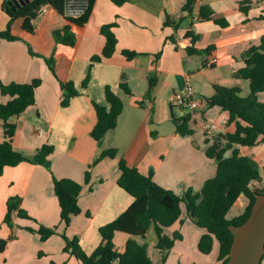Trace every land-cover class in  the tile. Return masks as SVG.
Here are the masks:
<instances>
[{"label": "crops", "instance_id": "1", "mask_svg": "<svg viewBox=\"0 0 264 264\" xmlns=\"http://www.w3.org/2000/svg\"><path fill=\"white\" fill-rule=\"evenodd\" d=\"M185 1L124 0L115 4L112 0H94L86 22L82 26L70 24L77 39L74 46L55 43L52 31L63 27L67 21L54 9L46 7L32 33L19 32L21 40L0 41V84L41 80L35 89V104L8 120L15 124L13 148L31 160L43 144L53 146L48 156L49 169L22 162L5 167L0 175V239L13 235L0 252V264H80L64 253L65 242L61 235L77 238L80 247L89 254L101 240L98 228L111 222L130 205L132 197L117 185L121 159L144 175L151 172V179L157 185L178 196L187 189L200 191L205 180L215 175L216 163L206 156V149L218 133L232 132L233 126L226 125L225 112L217 106L208 107L205 99L212 95L215 85L237 86L244 91V96L248 94L247 83L235 77L234 72L243 66V53L257 45L264 35V18H258L263 2L196 0L188 16L181 11ZM242 1L250 2V6H245L246 12L240 9ZM2 2L0 0V31L8 20ZM200 7L211 10L212 18H199ZM110 24L116 38L114 52L108 58L91 61L93 56L101 54L104 46L105 38L100 28ZM187 30L198 36L193 48L209 51L188 54L186 48L191 41L185 35ZM28 47L40 56L54 52L58 65L65 66V78L78 93L66 107L60 105L58 82L43 59L32 56ZM124 50L135 52L136 56L127 59L122 54ZM211 56L216 57V62L205 67ZM185 74L191 75L200 100V106L194 111L180 108L170 100L173 92L183 88ZM86 76V86L82 87ZM106 86L120 98L122 110L116 116L115 126L96 141L90 136L96 121L93 104L106 105ZM8 100L9 96L0 94V103ZM185 115L189 116L190 134L177 133L179 122L174 132L165 135L150 129L171 118L179 121V117ZM206 122L214 123L216 130L203 132L202 125ZM152 131L155 134H150ZM2 140L0 121V142ZM111 148L116 150V156L95 163L90 169V181L84 184L87 167L96 161L101 151ZM238 148L256 164L264 156V142L258 144L253 151L255 154L252 147ZM260 176L264 177L263 169ZM53 178H68L82 184L77 198L80 213L71 216L67 226L60 221ZM11 197L19 198L18 209L30 219L17 216L14 210L12 228L8 229L3 218ZM242 197L245 196L241 194L235 201L238 214L226 215L227 218L243 212L248 200ZM186 220L193 224L184 218L181 224L175 222L164 229L168 236L178 232L180 239L164 254L166 260L161 264H168L174 252L176 255L169 264H202L197 260L198 254L203 255L197 245L196 249L181 246ZM18 225L20 228H16ZM39 225L54 227L58 235L41 240L38 234L27 230ZM202 233L192 231L193 245L198 243ZM128 237L123 232L115 233L113 242L118 251L123 250ZM135 240L146 245L152 263L159 264L162 252L156 247L153 226Z\"/></svg>", "mask_w": 264, "mask_h": 264}, {"label": "trees", "instance_id": "2", "mask_svg": "<svg viewBox=\"0 0 264 264\" xmlns=\"http://www.w3.org/2000/svg\"><path fill=\"white\" fill-rule=\"evenodd\" d=\"M7 1L3 0L1 5L8 20L5 28L0 31V41L21 40L19 32L32 33L36 20L46 7H50L64 16V0H29L14 10L7 4ZM112 1L115 4H120L124 0ZM195 1L186 0L181 11L191 16ZM93 2L94 0H90V8ZM262 2L263 9L258 16L259 19L264 18V0ZM239 5L240 9L246 12L245 6H250V2L242 1ZM204 9L205 7H200L199 18L211 19V10L205 11ZM89 10L82 17L76 19L64 16L67 23L52 31L55 43L74 46L77 39L70 29V24L82 26L87 20ZM112 26V24L104 25L100 28V33L105 38L104 46L101 54L93 56L91 61L108 58L114 52L116 38L111 31ZM185 35L191 41V45L186 48L188 54L209 51L208 49L193 48V43L198 36L192 31L187 30ZM28 49L32 56L43 59L61 89L60 105L66 107L69 100L78 93L72 83L65 78V66L63 65L61 68L58 65L54 52L48 56H40L30 47ZM122 54L127 59L136 56L135 52L126 50L122 51ZM242 60L243 66L234 72V76L248 81V94L240 95L241 89L237 86L215 85L212 95L205 99L208 107L217 106L225 112L227 114L226 125L233 126L232 132L218 133L217 138L206 149V156L216 163L215 175L205 180L200 191L193 192L192 189H187L182 196H178L171 190L157 185L151 179V172L144 175L136 167L127 165L121 159L118 163L117 185L132 197V202L115 219L98 228L101 240L91 253L87 254L83 251L77 238L69 240L62 234L61 237L65 241L64 252L72 255L80 264H153L146 245L139 244L135 240V237H143L150 226H153L157 238L156 247L162 252V263L166 256L164 254L173 247L176 240L180 239L178 232H173L171 236H168L164 233V229L175 222L181 224L186 218L204 230L197 244L199 252L208 254L213 244L217 243L216 262L217 264H227L232 242L230 227L244 223L250 214L255 196L264 194V189L257 191L250 187L252 181L260 178V170L256 162L251 157L241 154L238 148L253 147L264 142V100L258 99V95L264 93V35L261 36L257 45L251 46L243 53ZM87 80L88 76L83 80L82 87L86 86ZM40 83L41 80L36 78L29 83L0 84V94L10 97L6 103H0V121L3 128V140L0 142V175L5 167H13L22 162L50 168L48 156L52 152L53 146L43 144L36 150L31 160L27 159L13 148L12 136L15 124L8 121L12 116L21 114L35 104V89ZM121 86L126 93H130L125 85ZM104 93L106 105L93 104L96 121L90 131V136L96 141H99L108 130L115 126L116 116L122 110L120 98L108 86L105 87ZM188 120V115L179 117L178 134L184 136L191 133ZM150 134L153 135L155 132L152 131ZM115 156L116 150L113 148L101 151L96 161L85 170L84 184L90 181V169L95 163L105 157L114 158ZM81 189L82 184L72 179L53 178V192L59 205V217L65 226L69 224L71 216L80 213L77 198ZM241 194L248 200L246 207L240 215L227 218L228 210ZM18 204L19 198L17 197L9 198L6 203L3 222L10 228H12V212L14 210H17V216L29 218L25 212L18 209ZM27 230L38 234L41 240L56 234L54 227L43 225H39L36 229L27 228ZM116 232L129 235L122 251H118L113 242ZM12 238L11 234L6 239H0V252ZM263 259L264 253L259 264Z\"/></svg>", "mask_w": 264, "mask_h": 264}, {"label": "water", "instance_id": "3", "mask_svg": "<svg viewBox=\"0 0 264 264\" xmlns=\"http://www.w3.org/2000/svg\"><path fill=\"white\" fill-rule=\"evenodd\" d=\"M28 0H8L11 9L19 8ZM178 120H167L152 125L158 135H165L176 130ZM232 242L227 264H259L264 253V194L255 196L250 214L246 221L238 226H231Z\"/></svg>", "mask_w": 264, "mask_h": 264}, {"label": "built area", "instance_id": "4", "mask_svg": "<svg viewBox=\"0 0 264 264\" xmlns=\"http://www.w3.org/2000/svg\"><path fill=\"white\" fill-rule=\"evenodd\" d=\"M90 8V0H64L63 13L65 17L76 19L82 17ZM216 62V57L211 56L205 67H210ZM171 102L180 108H187L190 111L196 110L200 106V100L194 90L193 80L191 75H184V86L181 90L172 93ZM216 130L214 123H204L202 131L211 133ZM258 166L264 170V156L257 161ZM250 187L254 190L260 191L264 189V177L260 176L259 179L250 183Z\"/></svg>", "mask_w": 264, "mask_h": 264}, {"label": "rangeland", "instance_id": "5", "mask_svg": "<svg viewBox=\"0 0 264 264\" xmlns=\"http://www.w3.org/2000/svg\"><path fill=\"white\" fill-rule=\"evenodd\" d=\"M242 81H245V83H247V86H248V81L247 80H242ZM249 89V88H248ZM240 95H242V96H244V91H242L241 90V92H240ZM258 99L260 100V101H262V100H264V93H261V94H259L258 95ZM257 147H258V145H255V146H253L252 147V152L253 151H255V149H257ZM245 152H248V150L247 149H245ZM250 154V153H249ZM253 154H255V152H253ZM260 171H261V169H260ZM242 199H246L245 197H242ZM238 206V204H236L235 202L233 203V205L231 206V208L228 210V212H227V215L228 216H231L232 214H235L236 212H237V207ZM240 212H241V209H240ZM236 214H238V212L236 213ZM185 226H183V233H184V239H183V241H182V243H181V246H182V248H193V246H194V248L196 249V245L198 244V243H196L195 245H193L194 244V242L192 243V231H196V230H198V231H201V232H204L202 229H200V228H198L197 226H195L194 224H191L188 220H186L185 222ZM6 227L9 229V227L6 225ZM171 227V226H170ZM170 227H168V229L170 228ZM16 228H20V226L18 225ZM55 235H58L57 234V231H56V234ZM137 238V237H136ZM70 240V239H69ZM65 242V241H64ZM65 245V244H64ZM217 252H218V246H217V243H214L213 244V246H212V248H211V250H210V252L208 253V255H202V256H200L198 253V258H197V260L200 262V263H202V264H216V258H217ZM65 253V252H64ZM66 253H68V252H66ZM194 253H195V255H196V251H194ZM69 254V253H68ZM70 255V254H69ZM175 255H176V252H174L173 254H171V256H170V258L168 259V264L171 262V260H172V258H174L175 257ZM72 256V255H71ZM166 257V256H165ZM165 260H166V258H165ZM164 260V261H165ZM160 261V260H159ZM159 264H161V261L159 262Z\"/></svg>", "mask_w": 264, "mask_h": 264}]
</instances>
